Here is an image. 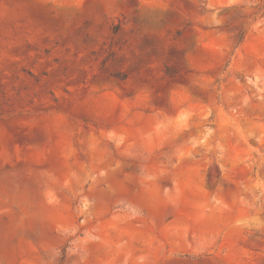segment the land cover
Returning a JSON list of instances; mask_svg holds the SVG:
<instances>
[{"label":"rangeland","instance_id":"1","mask_svg":"<svg viewBox=\"0 0 264 264\" xmlns=\"http://www.w3.org/2000/svg\"><path fill=\"white\" fill-rule=\"evenodd\" d=\"M0 264H264V0H0Z\"/></svg>","mask_w":264,"mask_h":264}]
</instances>
